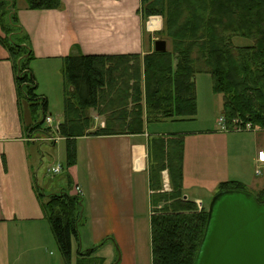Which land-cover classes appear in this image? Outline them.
Here are the masks:
<instances>
[{
    "label": "trees",
    "instance_id": "trees-1",
    "mask_svg": "<svg viewBox=\"0 0 264 264\" xmlns=\"http://www.w3.org/2000/svg\"><path fill=\"white\" fill-rule=\"evenodd\" d=\"M140 1L143 20L162 17L163 27L155 35L169 40L167 51L151 49L144 56L73 53L63 59L68 86L59 132L67 143L66 167L75 162L73 142L80 136L137 135L145 132L148 121L194 118V76L199 73L210 74L213 92L222 94L221 113L228 129L249 125L264 132V0ZM26 3L33 10L61 7L60 0ZM0 23V42L14 66L18 96L31 114L27 132L49 133L44 125L48 102L37 94L29 63L34 55L16 18L15 0H0ZM237 37L251 44L237 47L233 43ZM90 108L102 115V126L92 129ZM183 143L181 134L149 137L148 186L152 189L164 169L173 186V191L161 196L162 210L149 219L152 264H193L205 231L207 210L197 211L193 201L183 200ZM70 187L69 183L65 190L51 194L36 189L66 264L71 263L72 240H79L85 217L83 197L71 194ZM219 188L217 193L246 190L235 181H222ZM255 196L264 203V188ZM97 247L79 249L76 264H103V258L92 257Z\"/></svg>",
    "mask_w": 264,
    "mask_h": 264
},
{
    "label": "crops",
    "instance_id": "crops-1",
    "mask_svg": "<svg viewBox=\"0 0 264 264\" xmlns=\"http://www.w3.org/2000/svg\"><path fill=\"white\" fill-rule=\"evenodd\" d=\"M60 4L56 9L33 10L26 0L20 4L15 0L16 18L34 55L29 63L38 86L37 94L46 97L50 116L56 110L50 106L46 83L50 78V86L55 85V91L61 92L64 105L68 83L62 73L61 88L54 68L60 70L65 56L73 53L144 56L154 47L155 34L162 27L161 20L151 26L157 15L143 20L140 0H60ZM60 115L59 123L51 126L57 136L55 142L31 140L32 135L27 132L32 123L30 110L18 96L14 66L7 48L0 42V264H66L60 252L48 253L51 247L56 249V241L36 189L46 194L58 193L69 183L70 193L75 195L74 188L78 186L83 190L84 200L85 217L79 228V240L74 238L71 245L75 264L79 249L95 245L98 247L92 257L103 258V264H138L145 244L150 251L149 219L154 210L161 209L155 205V194L171 191L166 170L161 173L163 190L148 186L151 134L145 129L137 135L80 136L73 142L75 162L66 167L67 143L59 132L64 111ZM93 119L92 129L97 127L98 118ZM43 144L62 151L64 163L59 164L64 174L57 183L42 182L40 173L46 159L43 152L40 154ZM253 161L264 167L257 154ZM182 173V196L186 197L183 200L203 207L204 194L200 191L203 188L189 183L184 169ZM260 187L264 188V184Z\"/></svg>",
    "mask_w": 264,
    "mask_h": 264
},
{
    "label": "rangeland",
    "instance_id": "rangeland-1",
    "mask_svg": "<svg viewBox=\"0 0 264 264\" xmlns=\"http://www.w3.org/2000/svg\"><path fill=\"white\" fill-rule=\"evenodd\" d=\"M23 2L24 0H16L18 4ZM160 17L161 16L157 15V18L161 20L162 23V17ZM156 37V39H164L161 35H157ZM233 43L237 47L249 46L251 44L250 41L241 37L234 38ZM166 46L170 48L169 40H166ZM152 49H154V47ZM62 67L63 66H61L60 70H58L59 67L54 68V73L56 74L55 78L60 85L62 83L61 88H63ZM50 80L51 79L48 78L46 88L49 94L48 96L50 97V106L52 109L56 110L51 116L54 120L51 126L55 127L62 119L60 113L64 111V108L61 100V92L59 94V91H55V85L53 87L50 86ZM194 82L196 91V115L194 118L162 120L160 122L148 121V123H145L144 128L151 136H169L172 133L181 134L183 136L184 173H186V178L189 183L201 185L203 188V190L200 189V191L204 194V206L199 207V205L195 203L197 211L202 209L208 211L210 200L214 196L213 194L219 191V185L222 181L238 182L245 187L246 191L254 195H256V190L258 188H262L260 186L264 184V167L256 165L253 161V157L260 149V151L264 152V132L257 131L256 129L250 130L249 127L241 131L235 130V128H227L225 131L222 130L221 125H219V119L223 118V114L221 113L224 102L222 94H215L213 92L212 79L208 73L196 74L194 76ZM88 116L91 118H98L95 121L97 126H100L99 124H101L104 119L95 109L90 110ZM58 142L62 144L60 141ZM45 145L46 144H43L40 149V154L43 152L46 157L40 176L42 182L45 180L47 182L57 183L58 180H61L64 171L58 175H52L47 171V166L49 164L64 163V161L61 160L62 151L58 152L55 147L50 148L48 145ZM257 169H261L262 173L257 174ZM166 172L168 173L167 170ZM161 173L162 172L158 173L159 178L154 180V184H152L153 190H163ZM169 184L171 185V181ZM159 187H161V189H159ZM171 191H173L172 185ZM171 191H168V193ZM163 194H165L164 191L155 194L157 197L155 205L161 206V209L155 208L156 210L154 211L156 212L161 211L164 205V197H161ZM141 250V259L138 264H152L148 245L145 244ZM56 251L58 254L59 249L57 246L56 249L51 247L48 253L51 252L54 254ZM70 264H75L74 259L71 260Z\"/></svg>",
    "mask_w": 264,
    "mask_h": 264
},
{
    "label": "water",
    "instance_id": "water-1",
    "mask_svg": "<svg viewBox=\"0 0 264 264\" xmlns=\"http://www.w3.org/2000/svg\"><path fill=\"white\" fill-rule=\"evenodd\" d=\"M154 51H167L156 39ZM186 197L184 196V199ZM193 264H264V203L246 190H223L210 200Z\"/></svg>",
    "mask_w": 264,
    "mask_h": 264
},
{
    "label": "built area",
    "instance_id": "built-area-1",
    "mask_svg": "<svg viewBox=\"0 0 264 264\" xmlns=\"http://www.w3.org/2000/svg\"><path fill=\"white\" fill-rule=\"evenodd\" d=\"M44 121H45V127L51 129V124L53 123V118L50 116V115H46L45 118H44ZM219 125H221V129L222 130H227V126L226 124L224 123V119L223 118H220L219 119ZM249 127V125H247L245 128H241V129H235V130H238V131H241V130H244V129H247ZM250 129V127H249ZM251 130V129H250ZM54 131V130H53ZM49 133H44V134H33L32 137H31V140L34 141L36 140L37 142H48V143H53L56 141L57 139V136L54 135L55 132H52L51 131H48ZM42 136V137H41ZM257 158H258V161L259 162H263L264 163V152L263 151H259L258 154H257ZM63 170V166H61V164L57 163V164H54V165H51L49 168H48V172L52 175H58L59 173H61ZM257 173H261V170L260 169H257L256 171ZM74 189H76V194L77 195H80L82 196V192L83 190L80 189L78 186H76Z\"/></svg>",
    "mask_w": 264,
    "mask_h": 264
},
{
    "label": "bare ground",
    "instance_id": "bare-ground-1",
    "mask_svg": "<svg viewBox=\"0 0 264 264\" xmlns=\"http://www.w3.org/2000/svg\"><path fill=\"white\" fill-rule=\"evenodd\" d=\"M157 19H158V18L156 17L155 19H152V20H151L150 23H151V26H152V27H154L156 24H158V23L160 22V20H159V19L157 20ZM157 22H158V23H157ZM159 24H160V23H159Z\"/></svg>",
    "mask_w": 264,
    "mask_h": 264
}]
</instances>
